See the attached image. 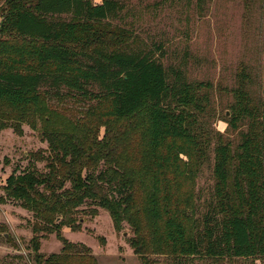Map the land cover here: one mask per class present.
I'll use <instances>...</instances> for the list:
<instances>
[{
    "label": "trees",
    "instance_id": "obj_1",
    "mask_svg": "<svg viewBox=\"0 0 264 264\" xmlns=\"http://www.w3.org/2000/svg\"><path fill=\"white\" fill-rule=\"evenodd\" d=\"M120 8L118 0H6L0 25V100L13 107L42 109L43 99L75 98L87 103L88 115L118 119L148 111L156 166L153 187L159 194L157 200L152 198L151 215L170 254L180 261L264 258V99L260 131L251 126L243 133L234 155L220 138L215 144L214 192L207 211L198 216L195 194L184 190V180L195 170H189L184 157L204 156L209 143L201 122L207 103L201 90L206 85L142 51L102 47L79 51L68 45L81 29ZM64 14L70 17L62 19ZM4 27L10 28L11 37L2 36ZM237 98L240 118L251 117L244 85ZM50 134L43 126L41 135L48 147L27 155L44 159L46 170L29 161L24 172L17 173L16 168L0 184L2 202L19 201L33 213L31 242L40 264H53L39 250L41 238L55 226L74 229L81 224L80 212L94 214L96 206L112 209L131 198L125 180L117 176L114 135L90 131V139L67 149ZM46 151L51 155L45 156ZM86 203L91 205L81 208ZM56 234L67 248L61 232Z\"/></svg>",
    "mask_w": 264,
    "mask_h": 264
},
{
    "label": "rangeland",
    "instance_id": "obj_2",
    "mask_svg": "<svg viewBox=\"0 0 264 264\" xmlns=\"http://www.w3.org/2000/svg\"><path fill=\"white\" fill-rule=\"evenodd\" d=\"M5 1L0 0V25ZM118 1L121 8L115 14L90 23L68 45L79 51L95 47L142 51L167 68H180L190 81L206 85L201 90L207 98L201 122L209 143L204 156L184 157L189 170H195L184 180V190L195 194L197 215L201 216L207 211L216 183L213 166L218 139L228 144L234 155L242 134L251 126L258 131L262 127L264 0ZM11 35L9 27L2 29V36ZM241 85L253 112L244 119L240 118L237 98ZM41 108L13 107L0 100V115L11 116L0 119V184L16 168L17 173L24 172L29 161L46 170L44 159L27 156L48 147L41 135L45 126L50 138L67 149L90 139V131L114 135L117 176L131 191L129 202L123 206H96L94 214L80 212L79 227L55 226L54 232L41 238L39 253L44 260L50 258L53 264H264V258L190 257L180 261L170 254L162 229L151 215L152 198L157 200L159 194L153 187L156 166L148 111L129 119L88 115L87 103L67 97L43 99ZM44 154L51 155L49 151ZM4 194L0 191V197ZM34 220L33 213L19 201L0 200V264H40L31 242ZM56 231L68 242L67 248Z\"/></svg>",
    "mask_w": 264,
    "mask_h": 264
}]
</instances>
